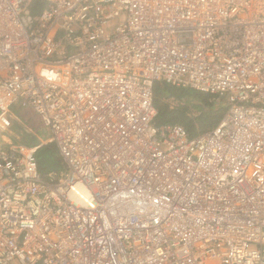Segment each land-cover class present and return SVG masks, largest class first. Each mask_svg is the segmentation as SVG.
<instances>
[{
  "label": "built area",
  "instance_id": "obj_1",
  "mask_svg": "<svg viewBox=\"0 0 264 264\" xmlns=\"http://www.w3.org/2000/svg\"><path fill=\"white\" fill-rule=\"evenodd\" d=\"M157 82L225 111L157 125ZM0 264H264V0H0Z\"/></svg>",
  "mask_w": 264,
  "mask_h": 264
},
{
  "label": "trees",
  "instance_id": "obj_2",
  "mask_svg": "<svg viewBox=\"0 0 264 264\" xmlns=\"http://www.w3.org/2000/svg\"><path fill=\"white\" fill-rule=\"evenodd\" d=\"M153 94L154 106L157 110L155 123L179 124L185 128L189 137L215 127L225 111V107L219 103L216 105L213 97L208 94L172 87L163 82L154 85ZM171 100L177 101V104L171 106ZM24 136L27 138L26 135ZM27 141L29 144L35 143L28 138ZM36 156L38 170L42 176L58 173L61 170V160L53 144L43 145Z\"/></svg>",
  "mask_w": 264,
  "mask_h": 264
},
{
  "label": "rangeland",
  "instance_id": "obj_3",
  "mask_svg": "<svg viewBox=\"0 0 264 264\" xmlns=\"http://www.w3.org/2000/svg\"><path fill=\"white\" fill-rule=\"evenodd\" d=\"M213 101L215 102L216 105L218 103L219 105L221 104V101H218L216 99H213ZM176 104L177 101H172V100L170 101L171 106H174ZM11 112L20 122H22L26 126L22 128L24 131L23 130L19 131L20 129L19 124L15 120L13 122V120L10 119L13 129L18 133L26 135L30 141L35 142L34 144L32 143L31 145H36L38 143L44 142L50 137L49 130L41 124V122L36 117V115L33 114L31 109L29 108L23 109L19 106H15L12 108ZM26 129L31 130L32 133L26 132Z\"/></svg>",
  "mask_w": 264,
  "mask_h": 264
},
{
  "label": "crops",
  "instance_id": "obj_4",
  "mask_svg": "<svg viewBox=\"0 0 264 264\" xmlns=\"http://www.w3.org/2000/svg\"><path fill=\"white\" fill-rule=\"evenodd\" d=\"M20 126V129H19V131L23 128L21 125H19ZM16 132V131H15ZM16 134L18 135V136H22V134L21 133H18V132H16ZM24 135V134H23Z\"/></svg>",
  "mask_w": 264,
  "mask_h": 264
}]
</instances>
